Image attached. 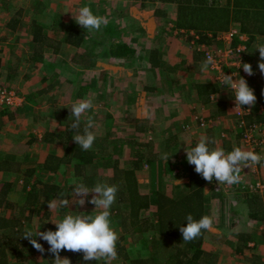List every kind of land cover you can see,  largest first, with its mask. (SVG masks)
Wrapping results in <instances>:
<instances>
[{
    "label": "crops",
    "instance_id": "crops-1",
    "mask_svg": "<svg viewBox=\"0 0 264 264\" xmlns=\"http://www.w3.org/2000/svg\"><path fill=\"white\" fill-rule=\"evenodd\" d=\"M105 1L125 3L122 8L119 5L120 12L117 20L120 22L127 20V27L120 30L118 27L106 24L102 32H99L101 29L88 31L78 25L73 16L62 8V3H78L76 5L78 10L79 6L85 4L91 8V3L103 2L102 0H0V76L12 82L11 84H16L22 93L24 92V95H21L24 102L16 108L14 113L10 112L5 115L0 110V162L7 160L18 163L21 167L20 171L25 172L27 168L38 167L50 155L64 156L66 144L60 142L61 138L57 135L65 131L68 119L64 118V114L70 109L66 106L61 108L60 116H56L58 118L56 122L51 120L49 114L55 112L58 100L66 94L65 91L71 84L80 83L79 77L83 74L81 71L84 67L89 76L94 77L97 74V79H90L88 75L83 74L81 81L89 87L92 84L98 86L101 83L104 100L110 94V103L108 106L105 105L106 108L104 107L102 111V114L104 113L103 121L106 125L104 127L106 134L102 136L103 139H107L106 135L108 137L116 136V142L124 149L140 145H147L151 148L154 146L155 148L159 143L157 142L159 138L161 141H165V145L169 147H178L182 143L183 136L181 135L185 130L189 132L194 124H197L198 130L203 129L199 119L195 123L196 116L200 115L205 119H217L222 116L224 122L222 126L227 129V134L219 141L215 140L217 136H214L213 133L209 138L215 141L212 147L223 148L225 152H228L227 146L241 147V134L240 132L235 133L234 128L236 124L234 110L227 105V98L233 97V95L231 96L227 87L221 86L215 78H211L210 74L201 72L200 66L205 60V56L201 48L196 50L193 47L195 41L193 42L194 37L190 35L191 29L186 28L184 33H177V35L175 28H167L163 24V20L176 18L177 4L159 0H142L145 3L160 4L154 8L148 5H145L146 7L138 5L139 0ZM244 1L208 0L209 3L214 2L218 7L229 8L226 10L230 14L229 25L226 29L219 31L236 28L248 35L249 50L245 63H250L253 71L260 73V78H253L256 81V84L253 85L256 90V85L259 82L264 83V78H261L264 74L258 67L259 51L254 48L257 42H264V26L259 33L241 30L242 13L238 15L237 9L241 8L239 4ZM92 11L94 12V10ZM33 22L43 28V35L48 36L51 40L49 45L39 46L36 43L32 30ZM74 27H79L86 32V51L82 47L64 42L67 32ZM194 30L197 32L196 34L200 35L196 45L213 43L207 35L211 30L203 32ZM114 40L129 44L135 50L134 55L121 59L109 54L110 44ZM233 41L236 44L238 39L234 38ZM39 47L43 51L40 61L32 57L33 52ZM65 51L72 52L69 58H65V60L70 59L65 64H69L68 67L72 66L73 70H78V72L69 73L64 68L60 70L63 64H60V61H63ZM82 51L86 52L84 58H82ZM20 53L21 55H19ZM26 53L28 57L30 55L31 61L51 65L48 69L49 72L46 71L39 80L33 78V71L25 72L23 75L18 74V70L23 65L22 62L26 61L23 59ZM78 58H82L83 61ZM95 66L100 67L93 70L92 68ZM90 72H92L91 75ZM17 74L20 77H17ZM208 77L212 81H209ZM216 84L217 88L213 90ZM10 87L14 89L12 85ZM79 87L80 85L75 87V96L68 101L69 105L79 100ZM211 94L215 96L214 101L210 99ZM255 95L257 99L252 108H255L256 112L253 114L264 113L263 89L261 88L259 93L255 92ZM30 100L36 101L31 104ZM42 100H44V104ZM47 104H50V107L54 105V107L47 110L46 108L49 106ZM260 106L263 107L262 111H260ZM83 116L87 119L85 115ZM85 118L82 120L85 121ZM39 119L44 123L43 132H37ZM261 121L264 120H259V122ZM54 122L56 125L58 124V127L53 126ZM215 124L217 122L213 121L209 127ZM229 125L231 128H228ZM92 130L94 131V129ZM46 132L51 133L50 140L44 141L42 138ZM222 132L224 131H220V134L217 132L216 135L220 137ZM147 134H150L152 139L147 140ZM141 136L146 139L147 144L140 142ZM24 139L28 147L27 151L34 152L29 153L28 156L26 151L24 158L19 159L17 153V149L20 147L19 140ZM35 144L44 146L42 154L38 155L37 148L34 149ZM103 144L107 146L105 142ZM96 146H98L97 142L94 144V147ZM123 153L124 151L121 150L120 154ZM257 153L264 155V148L258 149ZM157 155L156 152L152 156L149 155L152 163L157 159ZM26 159H30L28 160L29 165L24 166L23 161ZM145 159H147L146 156L141 162ZM70 162L71 165L67 167L70 169L62 167L57 173L52 174L55 175L53 178L55 182L58 183L62 179L61 177L65 178L70 175L77 177L72 165L77 160L71 158ZM141 162L138 170L146 172L147 170H144ZM10 172H13L12 169H0V174L6 176H9L7 174ZM240 174L245 181H249L250 178L254 180L249 182L258 179L264 180V166L251 165L245 167ZM210 184L214 185L213 190L210 186L208 191L206 189V193H212L214 196L208 202L207 215L212 217L213 226L211 230L206 231L201 243L203 252L201 260L204 264H208L207 260H210L209 264H264V230L261 229L264 224V190L253 192L249 190L246 183L239 182L237 183L238 189L231 193L224 188L225 192L221 190L222 188L218 189L219 184L215 178ZM241 190L245 195L241 194ZM163 192H165L164 189ZM71 193L69 192V196H67L70 199L69 204L72 199ZM241 197H244L246 206H243ZM15 208L8 209L5 208V204H1L0 218L10 217V213ZM67 208L71 213L75 211L72 206ZM243 208L247 211L245 215H243ZM47 211L50 212V215L48 219H45V222L55 227L50 219L53 218L54 213L58 214L57 219L61 218L60 210H49L47 207ZM33 221L34 218L30 221L32 227L27 226L25 230L35 232L40 227V231H45L43 225H33ZM115 221L117 225L119 223L121 225L120 218H115ZM256 229L262 236L255 233ZM2 232L0 229V236ZM37 238L38 241L42 240ZM37 255H40L39 260H37ZM52 256L54 257V255ZM7 260V264H50L40 252L31 253L27 261L21 262L9 250ZM70 261L71 264H82L78 259H70Z\"/></svg>",
    "mask_w": 264,
    "mask_h": 264
},
{
    "label": "trees",
    "instance_id": "trees-1",
    "mask_svg": "<svg viewBox=\"0 0 264 264\" xmlns=\"http://www.w3.org/2000/svg\"><path fill=\"white\" fill-rule=\"evenodd\" d=\"M161 2H169L177 4V15L175 24L178 28H190L203 32L204 30H221L226 29L230 22V14L226 11L227 7H218L208 0H159ZM241 8L237 9L238 15L242 13V31L259 33L264 26V0H245L239 4ZM254 14V15H252ZM33 35L36 43L39 46L49 45L50 39L43 35V28L36 22L32 23ZM86 32L74 27L70 29L64 42L77 47L85 48ZM83 52V51H82ZM43 51L39 47L33 52V59L40 61L43 57ZM135 50L120 41H112L109 48V54L116 58H128L134 55ZM86 57V52H83L82 58ZM247 74V73H245ZM244 79L252 86L256 84L251 76H245ZM254 87V86H253ZM12 89V87H7ZM264 91V83L259 82L256 85L255 92L259 93L260 89ZM264 100V99H263ZM255 109L247 116V121L264 120V113L255 114ZM67 120V126L63 133L58 134L61 138L60 142L66 144L64 156L50 155L38 167H30L25 170L26 177L31 181L27 182L28 188L25 189L24 200L21 206H17L8 200L10 191L13 189L11 182H4L0 188V205L5 204V208L14 209L10 213V217L0 218V229L3 231L0 236V264H7L9 250L13 253L18 261L25 262L33 252H38L31 243L22 237L25 232L26 222L32 221L34 214H39L44 211V215L39 217V225H43L46 230H55L51 224H47L45 219L49 218L50 212L47 211V203L56 198L57 193L63 190L62 182L53 180L55 174L62 167H68L71 164V158L77 162L72 164L75 175L83 178L84 184L92 188L97 181L106 182L100 172L103 166H112L114 175L107 181L109 185H116L118 191L116 193L115 203L111 206L112 213L120 217L121 226L124 233L136 237L137 240H142V237L149 233L154 244V254L149 257L133 258L126 252L124 246H119L118 253L127 261L126 264H204L202 259L201 243L206 231H202L201 236L191 242H184L182 234L179 231L180 225H186L185 217L192 214L194 219H199L203 215H207L208 202L213 199L212 193H206L205 187L209 182L205 181L200 174L195 172L194 165L187 163V178L188 181L183 184V192L181 195H170L163 190L154 192L153 194L143 193L141 191L140 182L138 180L137 169L139 163L145 158V154L141 150L136 153V160L130 162L129 166H121L119 159L112 160L108 154V150L96 149L94 144L88 151L81 149L80 145L73 140L75 132L70 129L74 117L71 116L70 110L64 114ZM263 115V116H262ZM84 121L82 120V127ZM235 133L239 132L237 122L235 124ZM51 133L46 132L42 139L50 140ZM240 136V135H239ZM52 140V139H51ZM198 143L195 141L193 146ZM212 147V145H210ZM227 150L231 151L232 147L227 146ZM141 151V152H140ZM105 162V163H104ZM104 163V164H103ZM20 164L9 162L7 160L0 162L2 170H18ZM102 165V166H101ZM101 166V167H100ZM100 167V168H99ZM70 169V168H67ZM99 170V171H98ZM50 175V176H49ZM53 176V177H51ZM103 178V179H102ZM213 192V191H212ZM152 208L153 216L142 217L143 210ZM68 208L60 209L59 215L62 217L68 213ZM125 235V234H124ZM38 240V238L36 237ZM161 239L173 241L171 247L166 254L160 255L157 249L164 246L167 249V241L161 242ZM45 249L44 257L52 264L54 260L53 254H50L47 249L49 245L46 241H38ZM156 246V249H155ZM60 256L67 257L71 260H80L82 264H105L104 261H84L82 252H71L62 250ZM208 264L210 260H207Z\"/></svg>",
    "mask_w": 264,
    "mask_h": 264
},
{
    "label": "clouds",
    "instance_id": "clouds-1",
    "mask_svg": "<svg viewBox=\"0 0 264 264\" xmlns=\"http://www.w3.org/2000/svg\"><path fill=\"white\" fill-rule=\"evenodd\" d=\"M73 18L78 25L88 31H98L106 23L105 17L94 14L90 6L87 5L80 7L78 14ZM254 49L259 51L258 67L264 74V42H257ZM210 66L215 68V60L212 55H208L201 63V72H207ZM239 67H242L249 76L253 75L250 63L241 64L240 62ZM220 85L227 86L234 96L235 108L247 105L249 106L247 110L251 111L257 98L243 77L240 76L237 79L233 73L226 75L223 72ZM67 107L70 109L71 116L74 117L70 124V129L75 132L73 140L80 145L82 150H90L96 139V133L92 130L95 127V122L89 116L82 127V116L93 108L92 100L80 99ZM184 144L187 162L194 165L195 172L209 183L215 178L218 184H237L241 179L240 172L245 167L257 164L264 166V156L254 150H245L233 145L231 151L225 152L223 148L210 147L215 144V141L204 135L194 146L186 142ZM169 157L167 153H164L161 159L168 162ZM71 184L73 186L71 195L75 196L71 205L83 206L85 203H90L95 206L93 211L90 213L84 211L76 214L65 213L61 218L51 220L55 225L54 231L51 229L40 231V227H38L35 232L25 230L22 237L42 254L45 249L36 237L46 241L49 245L47 251L55 257L52 264H71L69 258L60 256L62 250L82 252L84 261L94 259L111 264V261L117 258L116 243L119 237L111 226L110 208L115 203L118 188L116 185H109L107 182L101 181H97L92 188H89L82 180L75 177L72 178ZM90 193L92 194L91 199H88ZM67 196L69 194L65 192L57 193L56 198L47 203L48 209L59 211L71 206ZM185 221H187L186 225L182 224L179 227L184 242L193 241L201 236L202 231L211 230L213 226V219L209 215L194 219L192 214H188Z\"/></svg>",
    "mask_w": 264,
    "mask_h": 264
},
{
    "label": "rangeland",
    "instance_id": "rangeland-1",
    "mask_svg": "<svg viewBox=\"0 0 264 264\" xmlns=\"http://www.w3.org/2000/svg\"><path fill=\"white\" fill-rule=\"evenodd\" d=\"M102 1L103 2L91 3L90 4L91 5V10H94V12H93L94 14L102 16V17H105V19H106V23L101 26V28H100L101 30H99V32H102V29H103V27L106 24H110L112 26H115L116 28L118 27L120 30H122L124 27H127L128 26V25H126V24H128L127 20H123L121 22H120V20H117L119 12H120L119 11V8H120L119 5L122 8L125 5V3L118 4L116 2H107L105 0H102ZM137 3H138V5L139 4L142 5V7H146L148 5L150 7L156 8L157 6L160 5V4H156V3L155 4L154 3H145L142 0H139V2H137ZM62 4H63L62 5L63 6L62 7L63 10L67 11L71 16L75 17L78 14V7L76 6V5H78V3H75V4L62 3ZM80 4L83 5L82 3H80ZM85 5H83V6H85ZM79 8H80V6H79ZM170 9H172V8H170ZM157 16H158V14H157ZM174 20L175 19H171V18H169L167 21L163 20L164 21L163 24H165V27L167 26V28H172V27L175 28L176 29L175 30L176 34L177 33H181V34L184 33V30L186 28H178V27H176V24H175ZM154 27H155V24H154ZM218 31L219 30H211V32L209 31L207 33V35L208 34H212L214 32H218ZM196 33L197 32L194 29L190 30V35H192V36H196L197 35L198 36L199 34H196ZM199 37H200V35H199ZM196 39H198V37H196ZM196 41L197 40H195V39L193 40V42H194L193 47L196 48V50H198L200 48V46H202V44L196 45L197 44ZM214 43L217 44L218 42L215 41ZM225 44L226 43H221V45H223V46ZM202 52L204 53V51H202ZM70 54H72L71 51H65V53L63 54L64 58L62 59L63 61L61 62L59 60L60 64L63 63L62 66L60 67V70H61V68H64V69H66V72H69V73H73L74 72V73H76V72H78V70H73L72 66L68 67L70 65L69 64H65L66 62H68L70 60V59L65 60V58H69ZM19 55H21V53ZM204 56H205V53H204ZM29 57H30V55H29ZM29 57H28L27 53H26V55H24L23 59L26 60V61L22 62L23 65L18 70V74L19 75H21V74L23 75V73H25V72H28V71L32 72L33 71L34 72L33 73V78L39 80L46 71L49 72L48 69H49V67L51 65L49 63H47V64L45 63L44 64V62L40 63V62H35L33 60L31 61V58H29ZM78 59L83 61L82 58H78ZM205 59H206V57H205ZM233 59L234 58H231L229 60V58H228L227 62H226V59L223 60L224 69L225 70L231 71V69L233 68V66L231 65V61ZM96 67L97 66H95V68H92V69L93 70L99 69L98 67H100V66H98L97 68ZM54 68H56V67H54ZM81 72L83 74H85V75H88L85 67L82 68ZM207 73L211 75V78H215V80H217L216 77H215V75H216L215 72H213V71H211L209 69L207 71ZM18 74H17V77H20V76H18ZM83 74H81V75L79 74L80 75V77H79L80 83L79 84H76V83L75 84L74 83L71 84L69 89L65 91L66 94L64 96H62L58 100V105H57L56 109H54L55 112L52 113V114H49V116L51 117V120L55 121V122L58 120L57 117L60 116L61 108H64L65 106L67 107L69 105L68 101H70L75 96V87L80 85V87H79L80 94L78 96V99L79 100L80 99H91L92 103H93V108L90 109L89 111H87L84 115L86 117L91 116L93 118L94 122H95V127L93 129H94V132L96 133V139L95 140H96L97 145H98V146H96V149H99V151H100V149H104V148L106 150H108L107 152L109 153L111 159L112 160L119 159V162H120L121 166H129L130 162L135 160V158L137 156L136 153H137L138 150H141L142 153L146 155L147 159H145L143 162H141V164L143 165L144 170H147V171L146 172H144V171H140L139 172V170L137 169L138 180L140 182L141 191L143 193L153 194L154 192H157V191H160V190L164 189L165 193H168L170 195H178V196H179V194L181 195L183 192H185V190L183 189L182 186H183V184H185L188 181V178H187V175H186L187 174V163L188 162H187V159H186V152H185V144H184V142L190 143L191 145H193L195 141H199V138L202 135L207 136L208 138H210L213 133H214V136H217V137H215V140H219L220 141L221 138H225L226 137L227 129H225L222 126V124L224 122L222 120V116H219V122L217 121V124H215L214 126H211V127L208 126L206 128L198 130L197 127H196L197 124H194L193 127L190 128L189 132H186V130H185L184 133H182V135H181V136H183L182 137V143L178 147H169V146L165 145V141H163V140L161 141L160 138H159V141H157L159 143H157V147H155V148H154V146L151 148V147H148L147 145H142V146L140 145V146H136V147H125V149L121 148L120 145L118 144V142H116V136L112 137L110 135V137H108V135H106L107 139H103L102 138V136L103 135L105 136V134H106L105 130H104V127H106V125H105V123L103 121V117H102L104 113L102 114V111H103L104 107L106 108L105 105L108 106V104L110 103V94L107 96V99L104 100L103 99V95H102L103 87L101 86V83H99L98 86H97V84L96 85L92 84V86L89 87L88 85H85V83L83 81H81V80H83ZM91 74H92V72H90V75ZM91 76H89L90 79H97V74H95L94 77H91ZM262 77L264 78L263 75L261 76V78ZM211 78L208 77L209 81H212ZM11 83L12 82L7 81L5 79V77H1L0 76V85L6 86V87H9L10 85H12L14 87V89L12 88V90H14L17 93V96H18V98L15 100V103L13 105H11V106H9V105L6 106V105L0 104V110L5 115L10 114V112L14 113L16 111V108L18 106H20L22 102H24V98L21 96V95H24V92L22 93L21 89L19 87H17L16 84H11ZM15 88H16V90H15ZM215 88H217V84L214 86L213 90H215ZM225 89H227V88H225ZM231 96H232V94H231ZM210 99L212 101H214L212 99V94L210 95ZM233 99H234V97H228L227 98V102H228L227 105L228 106L231 105L230 102ZM35 101L36 100H30V103L32 104ZM42 103L43 104L45 103L44 100H42ZM47 105H49L48 108H46L47 110L51 109L52 107H54V105H52V107H50V104H47ZM252 109H255V108H252ZM118 114H120V112H118ZM83 118H85V117L83 116ZM195 119H194L195 123H197L196 121H198V119H199V121H201L200 115L196 116ZM41 121L42 120L39 119V125H38L39 129L36 128L37 132H43V130H44V127H43L44 123L41 122ZM55 122H54L53 126L54 127H58V124L56 125ZM236 122H237V120H236ZM218 124H220V125H218ZM228 128H231V125H229ZM220 131H224V132H222V135H219L220 137H218V135H216V133L219 132V134H220ZM146 136H147L146 137L147 140L148 139H152L150 134L149 135L147 134ZM141 138L142 139H141L140 142L145 144L146 143L145 142L146 139H144V137H142V136H141ZM19 142H20L19 143L20 147L17 149V153L19 155V159H23L24 158L23 156H25L27 152H28V154H27L28 156L30 154H32V152H34V151H32V152L31 151H27L28 147L26 146L25 139L22 140V141L19 140ZM104 142H105V145H107V146H104V144H103ZM217 144H218V141H217ZM34 149L37 150L38 155H39L40 153L42 154V151L44 150V146L42 144H39V145L35 144L34 145ZM121 150L124 151L123 154H120ZM62 152H63V148H62ZM154 152H156L158 155H157V159L155 158L156 160L152 163L151 159H149L150 158L149 155L152 156V154ZM164 153H167L170 156L168 162H166L165 160L161 159V156ZM118 157H120V158H118ZM34 158H35V156H34ZM28 160H30V159H26L25 161H23L24 162V166L29 165V161ZM24 168H26V167H24ZM12 171L13 172H10L9 174H7L9 176H6L5 174H2V173L0 174V188H1V185L4 182H8V181L12 182L13 183V189L10 191L8 200L11 201L12 203L16 204L19 207V206H21V204L23 203V200H24V193H25L24 191H25L26 188H28V185H27L28 183L27 182H30L31 179L26 177L25 176L26 173H24L22 170L21 171L12 170ZM100 172L102 173V176L105 178L106 182L114 175V170H113L112 166H110V167L103 166V168L102 167L100 168ZM73 177H75V176L70 175L69 177H65V178L61 177L62 179H60V182H62V184H64L63 185L64 186L63 190H64L65 193L72 192L73 186L71 184V181H72ZM75 178L83 181L82 177L81 178L75 177ZM251 180H254V179L250 178L249 181H251ZM240 182H242V181H240ZM242 183H244V182H242ZM210 186L212 187V190H213V186L214 185H211L210 183H208V186L205 187V192H206V189H207V191L209 190ZM237 186H238V184H233V185L219 184L218 189L222 188L221 189L222 191L225 189L227 191L229 190V192H231V191L234 192L236 189H238ZM225 190L223 192H225ZM241 194H243L242 190H241ZM249 194H251V193H249ZM91 195L92 194L90 193L88 199H91ZM243 195H245V194H243ZM243 195H241V196H243ZM71 197H72V199L70 201V204L75 200V196L71 195ZM240 199H242V203H244L243 206H246V203H245L246 201H245L244 197H241ZM71 206L75 208L74 209L75 211H73V214H76V213H78L80 211H84V212H89L90 213V212L93 211V209L95 207L94 205H92L90 203H85V205H83V206H78V205H75V204H73ZM245 208H243L244 211L242 210L243 211V215H245L246 212H247V211H245ZM154 210H155V208L154 209L149 208V209L143 210L142 213H141V216L142 217H144V216H146V217L153 216V211ZM42 213L44 215V211H42L39 214H34L33 225L34 224H36L37 226L39 225V223H40L39 222V217L42 215ZM110 213H111V215H110L111 226L115 229V231L118 234L119 239H118L117 242H118L119 246L123 245L125 250H126V252H128L130 254V256L133 257V258L149 257V256H152V254H154V244H153V240H152V238H151L149 233H146V235L144 237H142V240H140V239L137 240L136 237H133L130 234L124 233L123 227L120 225V223L118 224L119 225L118 226L116 224V221H115V218H120V217L117 214L112 213L111 210H110ZM57 215H56V213H54L52 215L53 218H51L50 221L51 220H53V221L56 220L57 217H58ZM25 224H26V227L27 226H31L32 227V225H30V221L26 222ZM224 225H225V223H224ZM257 231H258V229L255 230V233L257 235H259V236H262V234L260 232H257ZM165 241H167L168 247H167V249H165L164 248L165 244L163 246L159 245V248L157 249L158 250L157 253H159L160 255L168 253V251H169V249L171 247V244H172V247H173V241L171 239H169V240L161 239V242H165ZM117 247L118 246L116 245L117 258L115 260L111 261V264H126L127 261L124 259V257L120 258L121 255L118 253ZM155 249H156V246H155ZM39 259H40V255H37V260H39Z\"/></svg>",
    "mask_w": 264,
    "mask_h": 264
},
{
    "label": "built area",
    "instance_id": "built-area-1",
    "mask_svg": "<svg viewBox=\"0 0 264 264\" xmlns=\"http://www.w3.org/2000/svg\"><path fill=\"white\" fill-rule=\"evenodd\" d=\"M193 37H194L193 39L195 40H197L196 37H198L199 39V35L198 36L196 35ZM208 38H210L213 41V43L210 42V44H207V43L205 45L202 44L200 48L202 51H204L206 58L208 55H212L214 57L215 68H212L210 66L209 69L215 72L216 74L215 77L217 81L219 82V84L223 78V72L226 75H230L233 73L237 79H239L240 76L243 78L245 76H249L248 74H245L242 67H239L240 62L241 64L246 62L245 59L247 58V55H248V50H249L248 35H246L245 33L241 32L240 30L236 28H233L229 30H223L219 32H214L212 34H208ZM234 38L238 39V42L236 44L233 41ZM215 41L218 43L215 44L214 43ZM221 43H226V44L223 46L221 45ZM228 58L229 60L231 58H234L231 61V65L233 66L231 71H227L224 69L223 60L226 59V62H227ZM251 77L260 78V74L257 71H253V75H251ZM248 85L249 87L253 89L254 94H255L254 87L251 84H248ZM221 86L227 87L225 85H221ZM17 98H18L17 93L14 90L8 89L6 86L0 85V104L11 106L15 103V100ZM212 99L213 100L215 99L214 95H212ZM230 103L231 105L229 107H231L234 110L238 129L241 134V147L245 150H254L255 152H257L258 149L264 148V121H261V122L247 121L248 114H250L253 110L252 107H251V111L247 110L249 106H243L245 109L243 107L235 108L234 99L231 100ZM260 108H261L260 111H262L263 107L260 106ZM218 120H219V117H217V119L201 118L200 126L202 128H206L211 124V122L213 121L217 122ZM240 177H241L240 181L246 183L250 191L261 192L264 190V180L258 179V180H255L254 182H248V181L246 182L244 178L241 176V174H240ZM261 229L264 230V224L261 226Z\"/></svg>",
    "mask_w": 264,
    "mask_h": 264
}]
</instances>
